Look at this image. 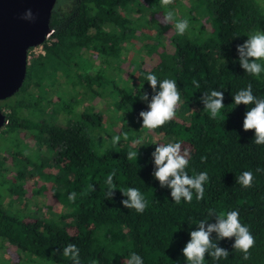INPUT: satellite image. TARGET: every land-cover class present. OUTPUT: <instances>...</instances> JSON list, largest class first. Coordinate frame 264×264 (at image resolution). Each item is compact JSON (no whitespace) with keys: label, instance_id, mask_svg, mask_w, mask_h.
I'll return each instance as SVG.
<instances>
[{"label":"trees","instance_id":"1","mask_svg":"<svg viewBox=\"0 0 264 264\" xmlns=\"http://www.w3.org/2000/svg\"><path fill=\"white\" fill-rule=\"evenodd\" d=\"M145 8L168 10L159 0L56 1L49 21L52 32L41 45L43 55H31L20 89L0 106V111H8L2 136L33 134L40 139L37 146L44 145L46 155L38 165L26 157L30 167H23L8 180L9 169L0 152V190L3 195L18 197L23 194L21 181L34 177L35 171L56 170L61 182L52 183L49 193L66 213L54 219L44 217L49 212L30 219L26 214L20 217L3 209L0 194V250L13 247L19 260L27 264H72L62 254L68 244L79 249L81 264H124L132 252L140 255L144 264H187L182 250L190 232L197 230L196 224L209 218L210 211L235 210L256 240L250 258L244 260L242 253L233 249L234 239H225L218 246L230 253L228 259L216 261L206 255L205 264H264V171H256L264 169V145L255 143L254 131L243 130L248 109L236 106L233 100L249 84L255 96L264 98V74L259 79L247 74L239 65L236 50L250 33L264 31V3L194 0L190 13L183 16L190 23L183 36L176 34L173 25L165 26L168 34L155 25V45L141 48L137 60L127 63L124 50H134L135 13ZM110 72L122 80L121 86ZM148 72L161 80H175L184 101L176 119L154 133L141 129L139 118V113L148 109L138 94L146 91L149 102L153 95L145 78ZM193 80L199 82V88ZM50 84L68 86L57 102L45 91ZM87 89L115 105L120 129L111 138L121 136L116 147L109 137L100 135L99 112L83 105L85 111L73 113L81 104L77 94ZM212 90L224 94L225 107L216 119L210 118L201 102L202 95ZM22 110H27L28 117L21 116ZM48 112L75 117L66 126L37 119ZM150 134L161 144L173 141L185 145L190 151V176L208 173L203 200L197 201L194 193L191 203L182 200L175 204L170 189L160 188L153 176L151 155L157 144L149 141ZM141 137L143 143L133 146L132 140ZM130 150L138 151L137 161L127 159ZM245 171L253 172L251 188L237 183L236 178ZM113 172L117 191L110 199L105 181ZM44 174L45 179L51 178L49 171ZM129 187L139 189L148 201L144 213L123 207L121 201L126 197L120 191ZM73 192L74 201L68 198ZM208 222L215 223L216 217ZM19 260L11 263L0 257V264H21Z\"/></svg>","mask_w":264,"mask_h":264},{"label":"clouds","instance_id":"2","mask_svg":"<svg viewBox=\"0 0 264 264\" xmlns=\"http://www.w3.org/2000/svg\"><path fill=\"white\" fill-rule=\"evenodd\" d=\"M163 6H170L174 0H159ZM25 19H33L31 10L25 13ZM159 23L165 26L173 25L177 35L183 36L190 27L187 18L177 19L176 13L171 8L159 19ZM239 54V65L245 72L256 79L264 74V31L257 30L248 35V39L242 45H237ZM150 85L153 95L149 102V95L146 91H141L139 99L147 102V111H141L139 118L142 120V128L150 132H155L163 128L169 122L176 119L177 110L182 101L178 85L173 79H158L155 74L148 72L145 76ZM196 88L200 87L199 82L193 80ZM236 106L244 105L247 107L243 121V130L245 132L254 131V141L257 145H264V98H259L253 94L252 85L249 84L245 89L238 91L233 96ZM223 91L212 90L210 93H204L201 102L204 110L210 113L211 119H216L221 115V110L225 107L223 104ZM253 105L252 107H248ZM194 111V110H193ZM164 135L163 132L160 133ZM123 139L128 140V135L124 134ZM121 141V136L116 135L111 138V144L116 147ZM143 143V137L133 139L132 145ZM154 162L153 176L159 182L160 188L170 189V195L175 204L191 203L193 194L197 201L204 199L205 185L209 182V175L206 171L189 175L187 169L190 161V151L182 147L181 142L169 141L158 144L155 151L151 154ZM127 159L138 160V151H129ZM204 159V158H202ZM257 172L264 169L257 168ZM115 172L110 173L105 181L107 186L106 196L110 199L114 197L116 185L114 183ZM244 188H251L254 181V175L251 171H245L236 178ZM95 190V186H91ZM121 194L126 197L121 203L126 209H134L138 214L144 213L148 207V201L141 191L134 187L121 190ZM69 200L74 201L76 193L69 195ZM209 218L215 216L216 222L209 223L207 219L200 220L196 226L197 230L190 232V240L182 250V254L187 264H205V257L210 256L214 260H227L230 253L218 246V242L228 239H234L232 245L235 251L242 253L243 259L248 260L251 255V249L255 246L256 240L251 234L247 225L240 222L238 211H228L227 213L217 214L214 210L209 212ZM215 233V239H213ZM64 257L71 259L72 264H81L80 251L74 244H68L63 248ZM98 264V262H93ZM124 264H144L143 258L135 252H132Z\"/></svg>","mask_w":264,"mask_h":264},{"label":"rangeland","instance_id":"3","mask_svg":"<svg viewBox=\"0 0 264 264\" xmlns=\"http://www.w3.org/2000/svg\"><path fill=\"white\" fill-rule=\"evenodd\" d=\"M194 0H174V3L168 8H171L176 13L177 19H184V13H190L191 5ZM260 3H264V0H259ZM133 16L135 15V27H136V35H134L131 39L132 45H134V50L129 51L128 49L124 50L126 53V57L128 58L127 63L135 62L139 57V53L141 48L144 49L145 46L155 45V28L154 26H159V29L162 30L165 34H168L169 30L165 29V25L159 23V19L163 16V11L152 12L150 8H145L141 12L133 13L130 12ZM196 23V22H194ZM206 24V23H205ZM206 29L208 31V24H206ZM52 30L49 29V35ZM49 37V36H48ZM48 37L46 39H48ZM46 39L44 41H46ZM42 45V44H41ZM39 45V46H41ZM37 46L32 48L28 53V58L31 55H41V48ZM28 60V59H27ZM116 68V67H115ZM111 73V72H110ZM111 77L114 78L117 83V86H121L122 80H118L114 73H111ZM125 86V85H123ZM57 85L50 84V86H46L45 91L51 93V97H53L54 101L57 102L58 97H64V92L68 90V86L61 85L57 90ZM57 93L55 95V91ZM79 99L81 100L80 106H77L73 113L77 114V112L85 111V107L89 108L94 112H99L101 117V130L100 135L102 137H109L111 139L112 135L118 134L120 126L119 122L116 118V114L114 112L115 105L112 102L107 101L105 97H96L92 95L88 89L86 91L82 90L81 93L77 94ZM4 101V100H3ZM0 101V106L2 102ZM85 109V110H84ZM3 114L8 113L6 109L1 110ZM22 117H28L27 110H22L20 112ZM68 114V113H67ZM66 113H62L61 116L52 113H46L42 116L37 117L40 121H50L56 124L67 125L70 122V119H73L75 116L67 115ZM126 122L134 123L132 120L125 118ZM6 124L0 129V152L1 157L5 160V167L9 169V175H7V179H12V177L19 175L20 169L23 167H30L29 162L24 160L26 157L30 160V162H35L37 165L46 155V151L44 145L42 148L38 147L36 141H39L38 138L33 134L27 133H14L13 135L2 136L5 130ZM150 142L152 144H161L162 141L159 138H153L151 134L149 135ZM182 147L185 145L182 144ZM12 157L14 160H12ZM26 168L25 171H28ZM48 168V167H47ZM46 171L51 173V178L49 180L45 179ZM34 177L30 178L28 181H21V187L23 189V194L18 197H10L8 195H3V190H0L1 194V202L3 205V209L7 210L12 214L19 215L23 217L24 214L29 215L27 218H33L34 216H41V212L47 214L50 213L49 216L56 218L59 214L66 213V209L60 205H58L52 196L49 193L50 186L52 183H60L61 178L57 174L56 170L53 169H45V171L38 172L36 171L33 174ZM31 215V216H30ZM0 257L2 259H6L11 263H16L19 260L18 253L11 246H5L4 249L0 250ZM27 264L24 260H19V263Z\"/></svg>","mask_w":264,"mask_h":264},{"label":"water","instance_id":"4","mask_svg":"<svg viewBox=\"0 0 264 264\" xmlns=\"http://www.w3.org/2000/svg\"><path fill=\"white\" fill-rule=\"evenodd\" d=\"M57 0H0V101L21 87L27 52L41 45L49 32V21ZM31 10L33 19H25ZM6 124L0 111V129Z\"/></svg>","mask_w":264,"mask_h":264},{"label":"built area","instance_id":"5","mask_svg":"<svg viewBox=\"0 0 264 264\" xmlns=\"http://www.w3.org/2000/svg\"><path fill=\"white\" fill-rule=\"evenodd\" d=\"M50 32H51V31H50ZM48 36H49V33L45 36V39H46ZM39 47L41 48V46H39ZM41 50H42V48H41ZM40 54L43 55V51L40 52ZM27 55H28V54H27ZM27 59H29L28 56H27Z\"/></svg>","mask_w":264,"mask_h":264}]
</instances>
